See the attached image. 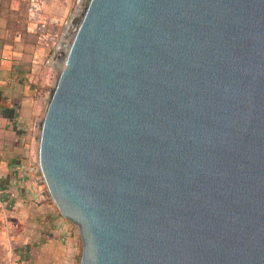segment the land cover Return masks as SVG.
I'll use <instances>...</instances> for the list:
<instances>
[{
  "label": "water",
  "instance_id": "water-1",
  "mask_svg": "<svg viewBox=\"0 0 264 264\" xmlns=\"http://www.w3.org/2000/svg\"><path fill=\"white\" fill-rule=\"evenodd\" d=\"M40 167L79 264H264V0H89Z\"/></svg>",
  "mask_w": 264,
  "mask_h": 264
},
{
  "label": "crops",
  "instance_id": "crops-1",
  "mask_svg": "<svg viewBox=\"0 0 264 264\" xmlns=\"http://www.w3.org/2000/svg\"><path fill=\"white\" fill-rule=\"evenodd\" d=\"M72 1L0 0V199L13 219L16 264H79V229L32 158L46 102L41 81L58 71L45 58Z\"/></svg>",
  "mask_w": 264,
  "mask_h": 264
},
{
  "label": "rangeland",
  "instance_id": "rangeland-1",
  "mask_svg": "<svg viewBox=\"0 0 264 264\" xmlns=\"http://www.w3.org/2000/svg\"><path fill=\"white\" fill-rule=\"evenodd\" d=\"M89 0H73L71 4V8L69 12L63 16L62 18V29L58 38H60L65 32L67 31L76 23L78 19L82 16L86 6L88 5ZM74 16V17H73ZM72 18V19H71ZM57 37V36H56ZM67 39V36L65 37ZM60 70L55 72V70L49 71L48 76L45 81H41V95H44L46 98V102L43 106L41 116L39 118V129L37 130V138H36V145L37 151L39 150V141H40V134H41V125L42 121L46 112V108L48 105V100L50 97V89L56 86L58 77H59ZM14 229H13V219L11 212L9 211V203L6 199H0V264H14L16 261V247L14 238ZM82 252V241L80 247V256Z\"/></svg>",
  "mask_w": 264,
  "mask_h": 264
},
{
  "label": "built area",
  "instance_id": "built-area-1",
  "mask_svg": "<svg viewBox=\"0 0 264 264\" xmlns=\"http://www.w3.org/2000/svg\"><path fill=\"white\" fill-rule=\"evenodd\" d=\"M83 15V14H82ZM74 17V16H73ZM72 19V18H71ZM64 36V32L60 38L55 37L51 50L49 51L48 55L45 58V65L49 67L56 68L61 70L65 66L66 58L71 46L72 38L68 37L67 39L64 38V45L65 48H60V42ZM62 63V64H61ZM63 65V66H62ZM33 161L37 164L39 160V153L36 151L34 155H32ZM38 165V164H37ZM16 264V262L14 263Z\"/></svg>",
  "mask_w": 264,
  "mask_h": 264
},
{
  "label": "bare ground",
  "instance_id": "bare-ground-1",
  "mask_svg": "<svg viewBox=\"0 0 264 264\" xmlns=\"http://www.w3.org/2000/svg\"><path fill=\"white\" fill-rule=\"evenodd\" d=\"M76 23H74V25H75ZM74 32H75V29H74V26L72 27V25H71V28L67 31V29H65V32H64V36H63V38H62V40H61V42H60V48L62 49V48H65V45H64V43H63V41H64V38L67 36V38L68 37H70V38H73V35H74ZM62 64V63H61ZM63 66V65H62Z\"/></svg>",
  "mask_w": 264,
  "mask_h": 264
}]
</instances>
